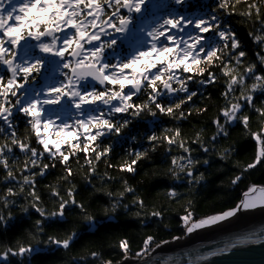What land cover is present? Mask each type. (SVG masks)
Here are the masks:
<instances>
[{
  "label": "snow or ice",
  "instance_id": "1",
  "mask_svg": "<svg viewBox=\"0 0 264 264\" xmlns=\"http://www.w3.org/2000/svg\"><path fill=\"white\" fill-rule=\"evenodd\" d=\"M240 4L241 0H212L200 5L203 11L190 13L187 0L159 4L154 0H0V226L7 230L13 219L37 217L28 230L30 242L0 245L2 264H8L10 256L20 258V264H32L40 245L67 253L78 230L73 227L60 236L45 228L67 223L68 214L77 210L83 221L94 225L97 217L78 199L89 187L94 196L103 193L108 198L105 216L134 208L132 215L142 225L147 227L158 218L159 227L166 219V208L146 202L140 194V187L148 186L147 179L132 184L121 177L123 188L115 193L92 183L99 163L110 162L114 153V142L105 145L104 140L125 135L142 118H149L153 127L146 126L138 134L141 142L129 150L130 159L119 165L108 163L106 168H117L134 179L140 175V163L154 164L153 156L159 153L160 162L167 165L163 177L169 202L190 194L201 182L209 183L219 170L213 165L233 158L235 141L218 145L228 141L235 124L254 141V151L248 162H234L237 170L228 184L237 186L249 170L264 165V95H257L264 94V0H246L238 10ZM233 14L256 47L247 63L249 53L228 19ZM130 33L136 39L126 52L117 53ZM50 68L59 75H49ZM217 84L222 89L214 88L222 101L218 106L205 102L201 90ZM212 99L213 93L208 92L206 100ZM212 107L216 113L208 124L185 136L181 126ZM209 125L214 131L205 138L202 133ZM137 139L131 136L132 141ZM81 156L86 183L78 185L74 180ZM74 161L77 168L72 166ZM56 169L60 175L45 192L38 181ZM144 175L156 179L148 170ZM113 179L107 171L99 175L102 184ZM184 182L186 190H182ZM129 195L131 201L124 203ZM45 196L53 200L51 209L44 204ZM191 203L179 214L184 236L222 227L251 211H264V184L249 182L229 206L199 218L190 210ZM180 239L179 235L161 239L146 234L134 255L139 264H159L153 259L154 249ZM258 243H264V228L223 239L194 258L189 256L186 264ZM117 248L121 260L116 264H128L133 252L130 239L118 238ZM89 258L96 264H113L98 250L69 258V264H88Z\"/></svg>",
  "mask_w": 264,
  "mask_h": 264
},
{
  "label": "trees",
  "instance_id": "2",
  "mask_svg": "<svg viewBox=\"0 0 264 264\" xmlns=\"http://www.w3.org/2000/svg\"><path fill=\"white\" fill-rule=\"evenodd\" d=\"M190 4L188 5L187 10L193 11L192 13H199L203 11L200 7L202 4H211L212 0H189ZM246 0H241V4L238 5V10L244 7ZM233 27L236 29L238 36L244 43L245 50L249 53V58L246 59L245 63L249 62L251 55L256 50L255 45L251 42L250 38L246 34V28L241 25L239 22L240 18L233 14L228 18ZM251 83V81H249ZM190 87H195V85H190ZM215 89H220V86L214 85L207 87L206 90L204 87L201 88L204 91L205 102L212 103L214 105H219L222 101L219 99V92L214 91ZM222 91V89H220ZM213 93L212 101H207V93ZM258 96L264 95L257 93ZM198 97L194 99H198ZM259 102V101H258ZM200 107H203V104H200ZM216 113V107L210 108L206 114L200 117H192L191 122H186L181 127L183 133L187 137H191L195 131L200 128H204L208 124V121ZM142 118L133 123L130 130L123 136L116 138L115 136L109 137L104 140V144L107 145L109 142H114L115 148L113 156L111 157L110 162L104 161L100 162L98 165V176L92 181L97 188H105L113 193L118 190H122L123 184L120 180L121 177L126 176L129 179V182L136 184L142 178L148 180V186L140 187V194H142L146 202L155 203L157 205L164 204L166 208L165 216L166 219L158 225V218L156 220H150L148 226L145 227L140 223V220L132 215V212L135 211L134 208H131L125 211L123 208L119 210V214L105 216L103 213V207L105 204L109 203L108 198L103 194H95L94 190L89 187L86 192L78 196V199H83L88 211L97 217L96 223L94 225L89 224L86 221L82 220V216L77 210L74 213H69L67 216V223H62L55 227H46L45 231L47 233H54L60 236L66 234L73 227L78 230V236L76 237L75 243L72 248L65 253L63 250H57L56 247H49L40 245L36 248V251L32 256V264H69V258L79 257L89 250H98L102 251L105 259H111L113 263L121 260V252L117 248V240L120 237L127 236L132 242L133 252L130 254V257H135L134 252L137 246L140 244L142 238L146 234H157L161 239H168L171 235L184 236L182 231V225L179 220V214L187 207V202L191 201V208L196 217L199 218L202 215L212 214L214 212L223 210L225 207L229 206L236 199L239 198L240 192L243 190L244 186L249 182H254L257 184H264V165H259L255 169L249 170L246 173V178L240 182L237 186H230L228 181L230 177L235 173L237 167L235 161H239L241 164L248 162L254 151V141L249 136H245L242 131V127L239 124H235L231 130V135L228 138V141H221L219 146H226L230 141H235V147L237 149L233 158L227 163H221L213 165V169H219L214 171L213 175L209 177L210 182L204 183L201 182L200 185H197L190 194L182 195L179 199L168 201L164 195V190L167 185L164 182L163 171L166 169L167 165L160 162L159 153L153 156V160L156 162L153 164L151 162L140 163V175L136 176L134 179L131 174L122 172L114 167H107L106 164L110 163L111 165H119L123 162H127L130 158L128 155L129 150L132 147L138 146L141 142L139 133H143L148 128L153 127V124L150 121H144ZM167 120V117H164ZM194 126V127H193ZM164 127V125H160ZM258 127L257 119L254 118L252 124L253 130ZM19 131L21 134L24 133V124H20ZM214 131L212 126L206 127L205 131L202 133V136L207 138ZM131 136H137V141H132ZM2 140V137H0ZM75 142V141H74ZM67 147V146H65ZM23 157H21V160ZM219 160V158H216ZM80 167L78 168V174L75 177L74 183L78 185H83L86 183L83 173L86 171L83 165V156L80 159ZM74 168H77V164L74 161ZM145 170L150 171L151 173L156 174V179H150L145 177ZM105 171L109 173L110 177L115 179L108 180L107 183L102 184L99 180V175H102ZM61 170L56 169L53 175H49L46 179H40L38 182L40 187L48 192L47 185L50 182L57 181ZM2 175V173H0ZM221 181H224L221 184ZM62 183V182H61ZM186 182L183 183V189L186 190ZM64 193L62 192V195ZM0 195H3V192L0 191ZM132 199V196L129 195L124 200V203H129ZM44 204L46 207L51 209L53 200L51 196L44 197ZM151 209H149L150 211ZM12 211L19 216L18 210L13 208ZM37 218L36 216L32 217H22L21 219H13L10 221L7 230L3 226H0V245L3 243H15L17 240H21L25 243L30 242V237L28 236V230L30 228L32 220ZM168 225V229L165 230L164 226ZM0 250H3L0 247ZM2 264V261H0ZM8 264H20V258L18 257H9ZM77 264H82V262L77 261ZM88 264H96L91 258L88 259Z\"/></svg>",
  "mask_w": 264,
  "mask_h": 264
},
{
  "label": "water",
  "instance_id": "3",
  "mask_svg": "<svg viewBox=\"0 0 264 264\" xmlns=\"http://www.w3.org/2000/svg\"><path fill=\"white\" fill-rule=\"evenodd\" d=\"M262 228H264V211H251L238 219H230L222 227L200 229L178 241L161 245L154 249L153 259L159 264H174L175 261H183L186 264L189 256L194 258L198 251L206 247L236 234ZM128 264H139V260L129 258ZM198 264H264V243L238 246L230 253L217 255Z\"/></svg>",
  "mask_w": 264,
  "mask_h": 264
},
{
  "label": "bare ground",
  "instance_id": "4",
  "mask_svg": "<svg viewBox=\"0 0 264 264\" xmlns=\"http://www.w3.org/2000/svg\"><path fill=\"white\" fill-rule=\"evenodd\" d=\"M186 237V236H185ZM184 237V238H185ZM181 238H183V237H181ZM130 259H134V260H138V258H135V257H129ZM146 259V258H145Z\"/></svg>",
  "mask_w": 264,
  "mask_h": 264
},
{
  "label": "rangeland",
  "instance_id": "5",
  "mask_svg": "<svg viewBox=\"0 0 264 264\" xmlns=\"http://www.w3.org/2000/svg\"><path fill=\"white\" fill-rule=\"evenodd\" d=\"M183 237H185V236H183Z\"/></svg>",
  "mask_w": 264,
  "mask_h": 264
}]
</instances>
